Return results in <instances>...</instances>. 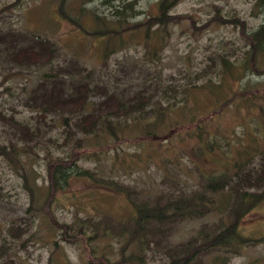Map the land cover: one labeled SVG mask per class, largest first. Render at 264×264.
<instances>
[{
    "label": "trees",
    "instance_id": "trees-1",
    "mask_svg": "<svg viewBox=\"0 0 264 264\" xmlns=\"http://www.w3.org/2000/svg\"><path fill=\"white\" fill-rule=\"evenodd\" d=\"M86 1L89 0H79L78 11L86 8L83 5ZM99 1L108 5L107 14L96 12L93 7H89L88 11L92 15L91 22L96 24L92 34L102 42V58L106 59L109 54L130 44H140L144 62L160 59L161 50L170 35L168 26L172 15L169 11L180 0H153L151 8V2L148 3L145 10L147 13L143 16L140 15L143 12L141 0ZM64 4L65 0H59L58 13L79 25L69 14L71 8L66 9ZM252 9L257 15H262V21L253 28H247L244 19L238 15L227 17L229 23L238 26L245 43H242L244 46L241 49L236 47L226 55L215 50V75L219 80L210 81L206 76L205 81L201 82L205 87H152L156 82L150 79L145 81V77L139 87H119L108 81L93 82L94 70L73 60L67 65L56 62L53 70L58 50L48 39L28 32L26 44L15 45L16 37H8V43L0 47V51L13 55L10 60L4 59L7 65L13 61L16 66H24L26 73L36 72L34 83L27 89L28 97L25 101V105L33 112L35 122L29 123L14 118L9 113H0V125H5L3 132L6 135L5 141L0 143V155L22 177V186L28 193L29 201L26 211L38 200L23 172V169L26 170L23 154L28 151L34 154L30 150L32 142L35 144L43 141L36 121H44L46 116L58 119L62 127L68 129L71 138L73 125L79 134L76 146L80 147L83 138L89 136V141L97 148L90 150V157L95 159L97 153L107 155L106 150L110 148L115 152L113 155H117V143L128 140L132 126L139 131L134 140L142 138L152 142L159 136H168L175 130L167 128L160 132L158 129L171 120V112L175 108L184 107L189 93L206 90L207 92H202L209 97L211 104L208 109L211 110L213 105L222 102L223 95L231 87L216 86H224L226 75L232 74L227 55H232L234 63L237 61L236 65L232 64L237 76H243L249 70L259 67V63L264 71V0H254L251 11ZM214 10V19L221 17L216 5ZM137 17L140 18L134 19ZM209 57L212 58L210 55ZM44 63H48L50 68L45 70ZM144 71L146 70L140 72ZM263 71L257 73L262 74ZM205 75L202 71L198 78ZM135 77L137 75H132L131 78ZM247 80L251 81L249 77ZM253 82L262 84L264 76ZM248 85L250 84L235 87L230 95L223 97L231 101L242 100L253 108L255 124L253 127L250 123L243 124L241 132L231 130L227 134L216 122L215 112L198 115L199 109H186L190 114L188 124H185L188 126H182L180 132L181 137L188 135L193 138L186 152L192 163L193 174H189L194 177L188 185H195L190 189L186 186L173 188L170 186L173 183L171 176L164 172L163 176L168 180L169 187L151 196L150 193H139L134 186L119 182L110 175H104L101 169L81 167L77 163L76 154L64 159L53 158V163L49 165L47 183L43 187L40 207L47 220L55 227L57 237L78 243L86 256L84 264H146L143 257L152 248H157L158 244L163 251L160 264H206L202 255L207 253H213L214 262L223 263L231 255L241 252L243 246L264 240V234L248 235L240 231L238 226L247 212L264 203V87H247ZM95 95L96 100H92L91 97ZM89 146L87 144L85 147ZM74 177L95 183L97 189L123 194L128 203L124 214L129 219L128 224L115 228L113 223L118 219L107 211H101L102 215L98 218L77 216L68 224L53 217L49 207L56 192L64 190ZM207 215H212L213 221L198 227L197 232L186 240L173 246L161 241H157L155 245V236L158 233L166 235L165 230H173L175 222L192 218L205 219ZM23 224L25 222L18 227ZM18 227L10 223L4 230L7 234L12 230L14 236L11 237L16 238L19 235ZM1 237L4 239L5 235ZM105 239H115V249L110 241L103 242L105 245L99 243ZM0 264L5 263L0 261Z\"/></svg>",
    "mask_w": 264,
    "mask_h": 264
},
{
    "label": "rangeland",
    "instance_id": "rangeland-1",
    "mask_svg": "<svg viewBox=\"0 0 264 264\" xmlns=\"http://www.w3.org/2000/svg\"><path fill=\"white\" fill-rule=\"evenodd\" d=\"M253 1L180 0L169 11L172 15L168 26L170 35L161 50L160 59L144 62L140 44H130L109 54L106 59L101 57L102 42L98 36L92 34L96 24L91 22L92 15L88 11L89 7H93L96 12L107 14L108 5L100 3L99 0L84 2L86 8L81 11H78L79 0H65L64 7L71 8L69 14L79 25L58 13L59 0H0V47L8 43V37L11 35L16 37L15 45L26 44V33L29 32L56 45L58 51L53 70L56 68V62L67 65L73 60L93 69V82L97 83L108 81L119 87H139L145 77V81L150 79L156 82L152 87H205L201 82L205 81L206 76L210 81L219 80L217 74L215 75V50L226 55L236 47L241 49L244 46L242 43H245L241 39L238 26L229 23L227 17L238 15L244 19L247 28H253L262 21V15H257L253 9L251 11ZM149 2L151 8L153 0L140 1L143 9L140 15L147 13L145 10ZM214 5L218 7L217 13L221 15L217 19H214ZM12 57V54L4 50L0 51V113H9L14 118L34 123L33 112L25 105V101L28 97L27 89L34 83L36 72L26 73L24 66H16L13 61L7 65L4 59L10 60ZM227 58L232 74L226 75L224 86H216L231 87L229 92L223 93V97L230 95L233 88L246 87V84H250L247 87H264V82H253L264 76V73H257L263 71L260 63L259 67L249 70L245 75L237 76V71L234 70L236 74L233 71L232 55H227ZM234 64H237L236 60ZM43 65L45 70L50 68L48 63ZM8 66L10 68H7ZM248 66L252 68L249 63ZM262 68L264 69L263 65ZM141 70L146 71L141 73ZM202 71L206 75L198 78ZM62 74L67 76L65 72ZM132 75L137 77L131 78ZM248 77L251 81L247 80ZM194 83L196 85L191 86ZM202 91L207 92L199 90L189 93L184 107L175 108L171 112V120L163 123L158 129L164 132L171 128L175 132L168 136H159L152 142L142 138L134 140L139 131L132 126L128 140L117 143V155H113L115 152L110 148L106 150L107 155L97 153L96 159L90 157V150L97 148L89 141V136L83 138L80 147L76 146L79 134L73 125L71 138L68 129L62 127L58 119L46 116L44 121H36L43 141L35 144L32 142L30 150H33L34 154L30 151L23 154L26 162V170L23 169L26 182L31 185L33 194L38 199L28 211V193L22 186V177L16 174L7 160L0 155V244L3 243L0 246V261L5 264L85 263L86 256L80 245L57 237L55 227L47 220L40 207L43 187L47 183L49 165L53 163V158L64 159L76 154L77 163L81 167L101 169L104 175H110L119 182L134 186L139 193H150L151 196L169 187L168 180L163 176L164 172L171 176L173 183L170 186L173 188L186 186L190 189L195 186L188 185L194 177L189 174H193L192 163L186 155L193 138L188 135L181 137L180 132L182 126H188L185 124H188L190 114L186 109H199L198 115L206 112L217 113L215 120L227 134H230L231 130L241 132L243 124L250 123L252 127L255 124L253 108L248 107L242 100L231 101L222 97V102L213 105L211 110L208 109L210 99ZM96 98L97 95L91 97L92 100ZM4 129L5 125H0V143L5 141ZM87 144H90L88 148L85 147ZM127 208L128 203L123 194L97 189L95 183L74 177L64 190L56 192L49 210L53 217L66 224L71 223V219L77 216L98 218L102 215L101 211H107L118 219L113 223L114 227L118 228L129 222L127 215H124ZM213 219L212 215H207L205 219L192 218L175 222L173 230H165L166 235L158 233L157 237L155 236V245L157 241H161L173 246L194 235L198 227L212 222ZM22 222L25 224L18 227ZM10 223L19 228L16 238L11 237L14 236L12 230L8 234L4 230ZM238 226L245 234L263 235L264 203L247 212ZM2 235H5L4 239ZM106 241H110V245L115 249V239H105L99 243L105 245L103 242ZM162 257L163 251L158 244L157 248L149 250L143 259L146 264H160ZM202 259L206 264H264V240L243 246L241 252L231 255L223 263L214 262L213 253L202 255Z\"/></svg>",
    "mask_w": 264,
    "mask_h": 264
}]
</instances>
